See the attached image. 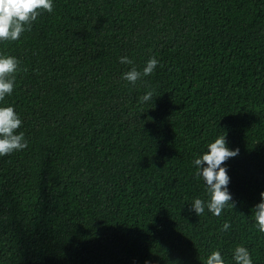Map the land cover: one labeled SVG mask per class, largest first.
Segmentation results:
<instances>
[{
	"label": "trees",
	"instance_id": "16d2710c",
	"mask_svg": "<svg viewBox=\"0 0 264 264\" xmlns=\"http://www.w3.org/2000/svg\"><path fill=\"white\" fill-rule=\"evenodd\" d=\"M0 56L27 141L0 156V264H264V0H53ZM222 135L235 206L215 216L193 162Z\"/></svg>",
	"mask_w": 264,
	"mask_h": 264
},
{
	"label": "clouds",
	"instance_id": "9594fccd",
	"mask_svg": "<svg viewBox=\"0 0 264 264\" xmlns=\"http://www.w3.org/2000/svg\"><path fill=\"white\" fill-rule=\"evenodd\" d=\"M52 11L53 0H0V42L19 40L25 31H31L33 22L42 12L51 13ZM120 63L132 64L133 62L128 57H121ZM157 64L158 61L153 57L148 60L142 72L133 67L123 75L122 79L135 85L142 76L152 74ZM19 66L20 61L15 57L0 56V101H3L6 95L12 94L16 73L20 71ZM153 95V91H148L140 97V100L148 102ZM21 124L22 121L13 107H0V156L9 155L27 147L24 133L16 134ZM238 154V148L230 150L226 146L225 136L222 135L208 144L207 151L193 162L197 169L196 178L203 179L209 197L206 206L215 216H220L225 207L234 208L235 206L234 203H230L232 196L227 187L230 178L222 165ZM260 196L261 202L254 207L253 216L255 226L259 232L264 233V192L260 193ZM191 210H194L197 216L202 215L205 210V201L195 199L191 204ZM229 227L230 224L225 222L222 230L227 231ZM233 260L235 264H252L250 252L244 246H237L234 249ZM206 264H225V261L219 251H213L207 257Z\"/></svg>",
	"mask_w": 264,
	"mask_h": 264
}]
</instances>
